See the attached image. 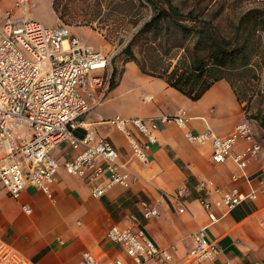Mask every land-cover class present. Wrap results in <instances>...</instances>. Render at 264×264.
I'll return each instance as SVG.
<instances>
[{"label": "crops", "instance_id": "1", "mask_svg": "<svg viewBox=\"0 0 264 264\" xmlns=\"http://www.w3.org/2000/svg\"><path fill=\"white\" fill-rule=\"evenodd\" d=\"M14 0H0V20ZM31 15V12H30ZM70 33L80 37L94 49L103 50V40L93 29L69 26ZM252 106L249 111L238 98L234 85L225 78L216 80L200 98L193 100L159 76L146 74L134 61H126L107 96L92 106L73 129L82 137L93 129L105 137L118 153L119 170L129 174L127 184L116 183L103 195L95 197L92 187L103 182L86 181L58 168L57 180L48 196L37 187L28 185L18 198L11 197L0 184V243L23 253L34 264H79L85 251L92 253L103 264H132L124 248L106 236L111 225L140 227L159 247L169 252L173 264H193L188 259L193 246V233L206 226V236L215 242L220 252L214 259L198 264H252L264 259V194L246 198L230 211L212 206L219 219L210 223L208 212L200 197L205 190L198 187L202 179H212L224 190L237 188L247 193L264 180L260 170L264 163V109ZM185 113V125L173 117ZM167 117L158 121L156 142L147 151L150 161L140 162L132 153L127 135L119 130L112 118ZM244 118L251 120L261 151L250 158L245 172L240 174L232 158L215 163L211 159L209 142H192L188 131L197 133L211 129L218 136L228 135ZM131 133L140 138L137 129L128 125ZM246 142L238 141L233 152L243 150ZM78 148L62 141L50 150L61 165L72 159ZM183 195L176 199L177 190ZM214 200L218 194L206 192ZM141 201L154 205L159 216L145 218ZM28 205L29 213L22 208ZM182 207L183 211H179ZM141 264H166L151 258Z\"/></svg>", "mask_w": 264, "mask_h": 264}, {"label": "built area", "instance_id": "2", "mask_svg": "<svg viewBox=\"0 0 264 264\" xmlns=\"http://www.w3.org/2000/svg\"><path fill=\"white\" fill-rule=\"evenodd\" d=\"M34 6L35 0H14L0 20V184L13 198H18L28 185L50 196L51 185L62 166L68 174L86 181L103 177V182L91 189L92 194L99 197L116 183L127 184L129 174L119 170L118 153L105 137L93 129L77 137L73 129L84 113L107 96L112 85L113 53L94 49L71 34L67 25L51 27L33 18L30 11ZM160 120L169 118L119 115L112 118L115 126L127 135L133 155L144 164L150 161L147 151L156 142L155 132ZM173 120L184 126V111ZM129 124L137 129L140 138L131 133ZM186 137L192 142H209L211 159L215 163L232 158L240 172L233 173L232 180L241 175L248 179L246 166L262 148L249 118L237 123L226 136H218L207 129L197 133L188 131ZM240 140L246 142L245 147L233 152ZM62 141L79 151L60 165L50 150ZM260 170L264 172V163ZM198 187L205 190L200 202L208 212L210 223L219 219L211 210L212 206L227 212L246 198L254 199L258 193L264 194V180L247 193H240L237 188L224 190L215 186L212 179L200 180ZM208 191L217 193L218 197L209 199ZM182 195L183 189H179L175 197L179 199ZM140 205L145 218L159 216L154 205L146 201H141ZM22 208L27 213L31 211L28 205ZM106 236L124 248L132 264H141L151 258L173 264L171 254L156 245L140 227L111 225ZM219 252L218 245L207 238L206 226L193 233V246L188 253L191 263L214 259ZM0 264L34 263L20 251L0 243ZM79 264L103 263L85 251ZM117 264L123 263L117 261ZM222 264L232 263L226 260ZM252 264H264V259L254 260Z\"/></svg>", "mask_w": 264, "mask_h": 264}, {"label": "trees", "instance_id": "3", "mask_svg": "<svg viewBox=\"0 0 264 264\" xmlns=\"http://www.w3.org/2000/svg\"><path fill=\"white\" fill-rule=\"evenodd\" d=\"M140 6H148L151 14L122 48V64L134 61L142 72L164 78L193 100L218 79L234 85L226 70L250 65L256 54L252 35L264 34L260 8L243 10L232 31L221 30L218 16L229 7L227 0H141ZM112 66L113 86L119 71Z\"/></svg>", "mask_w": 264, "mask_h": 264}, {"label": "rangeland", "instance_id": "4", "mask_svg": "<svg viewBox=\"0 0 264 264\" xmlns=\"http://www.w3.org/2000/svg\"><path fill=\"white\" fill-rule=\"evenodd\" d=\"M178 3L184 0H175ZM229 7L219 13L218 25L223 31H232L236 17L245 9H264V0H227ZM141 0H35L31 16L48 26L67 25L93 29L103 42V50L113 53L111 63L122 69V48L133 32L150 17L148 6L141 7ZM211 12V11H209ZM214 12V11H213ZM256 54L251 64L237 70H226L238 95L244 99V107L264 104V34L252 35ZM175 63L176 57L171 58ZM264 109V106H262Z\"/></svg>", "mask_w": 264, "mask_h": 264}]
</instances>
